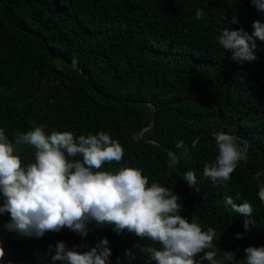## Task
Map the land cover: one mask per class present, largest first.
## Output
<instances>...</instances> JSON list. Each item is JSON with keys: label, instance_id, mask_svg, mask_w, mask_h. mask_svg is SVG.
Listing matches in <instances>:
<instances>
[{"label": "trees", "instance_id": "obj_1", "mask_svg": "<svg viewBox=\"0 0 264 264\" xmlns=\"http://www.w3.org/2000/svg\"><path fill=\"white\" fill-rule=\"evenodd\" d=\"M255 20L264 15L250 0H0V128L10 140L40 125L46 133H108L124 152L102 170L142 168L149 183L180 197L182 217L217 231L208 250L217 258L233 251V264H241L246 247L264 245V204L253 178L264 172V42L257 41L256 61L235 63L218 38L225 28L251 34ZM217 131L233 135L248 153L222 186L203 176L204 164L216 157ZM177 140L187 155L170 169L167 152H179ZM33 151L24 148L23 162L33 161ZM188 170L196 175L194 187L182 179ZM237 194L250 202L251 214L225 207V196L241 202ZM9 220L0 216L5 264H50L48 245L57 241L84 252L106 237L112 264L117 258L127 264L123 253L134 243L159 247L94 222L83 238L67 228L20 238L3 229ZM132 250L131 264H149Z\"/></svg>", "mask_w": 264, "mask_h": 264}, {"label": "clouds", "instance_id": "obj_2", "mask_svg": "<svg viewBox=\"0 0 264 264\" xmlns=\"http://www.w3.org/2000/svg\"><path fill=\"white\" fill-rule=\"evenodd\" d=\"M250 4L264 15V0H250ZM200 18L197 11L196 19ZM232 23H237L235 16ZM251 27V34L242 28L222 29L218 44L230 53L231 61L257 60V41L264 42V21L255 20ZM75 64L73 59V67ZM213 139L216 157L204 164L203 176L214 186H222L238 164L248 160L247 147L224 131L214 132ZM26 146L34 150L33 161L28 163L23 162L22 156ZM175 148L178 153L167 152L170 169L187 155L183 140H177ZM123 152L121 144L104 131L75 136L71 131L46 133L40 125L17 133L10 140L5 129L0 128V216H10L3 229L31 239L67 228L83 238L94 222L97 227L112 226L117 235L126 231L158 244V248L139 242L132 246L149 258V264H233L235 252L222 251L217 258L216 251L208 250L214 247L217 231L213 227L202 229L195 217L191 221L182 217L180 197L172 189L149 183L140 167L124 165L115 171L102 170L106 163H119ZM262 177L264 172L257 171L253 178L257 181V197L264 204ZM182 179L189 187L197 182L192 170L185 171ZM236 200L241 202L236 204L231 196H225V207L240 214L253 212L247 199L241 200L237 194ZM243 227L248 229L247 221ZM236 237L243 238V234L237 233ZM108 245L106 237L100 238L87 251L79 252L78 246L69 248L57 241L54 246L48 245L50 264H112ZM132 249L124 250L127 264L136 259ZM244 252L241 264H264V245L248 246ZM4 255L0 241V264H5ZM116 264H121V258L116 259Z\"/></svg>", "mask_w": 264, "mask_h": 264}, {"label": "water", "instance_id": "obj_3", "mask_svg": "<svg viewBox=\"0 0 264 264\" xmlns=\"http://www.w3.org/2000/svg\"><path fill=\"white\" fill-rule=\"evenodd\" d=\"M149 104V106H150V109H151V114H152V116H154L155 115V108H154V105L153 104H151V103H148ZM154 125V121H151V123H149L148 125H146L145 127H143L142 129H141V131L139 132V137H141V133H142V131H144L145 129H148V128H150V127H152ZM144 140H146V139H144ZM148 141V140H147Z\"/></svg>", "mask_w": 264, "mask_h": 264}]
</instances>
